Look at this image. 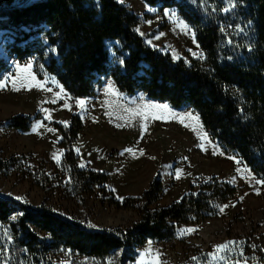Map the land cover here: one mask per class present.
<instances>
[{"label": "rangeland", "instance_id": "rangeland-1", "mask_svg": "<svg viewBox=\"0 0 264 264\" xmlns=\"http://www.w3.org/2000/svg\"><path fill=\"white\" fill-rule=\"evenodd\" d=\"M117 1L140 17L136 30L148 45L188 62L205 59L195 28L179 8L144 0ZM181 2L189 14L193 4L222 16L219 20L230 42L248 34L250 23L239 14L236 0ZM14 41L12 33L0 31V55L10 64L0 74V160L11 164L0 170V196L20 197L31 208L50 207L87 227L128 228L140 215L123 203L142 195L157 175L163 181L158 202L162 206L212 180L237 188L221 207L223 212L179 224L172 240H149L135 253L118 250L105 258L62 247L49 252L48 264H263L259 258L264 253V177L215 140L197 110L189 105L176 108L141 91L127 94L109 76L90 96H72L48 72L50 55L17 59L9 51ZM44 42L47 53H56L47 39ZM79 100L86 101L83 107ZM17 115L33 119L29 130L6 128ZM73 115L84 124L74 144L80 167L109 175L104 187L80 194L72 189L57 128V124L68 127ZM10 241L6 235L4 246ZM226 242L236 243L216 247ZM20 264L33 263L21 257Z\"/></svg>", "mask_w": 264, "mask_h": 264}, {"label": "trees", "instance_id": "trees-1", "mask_svg": "<svg viewBox=\"0 0 264 264\" xmlns=\"http://www.w3.org/2000/svg\"><path fill=\"white\" fill-rule=\"evenodd\" d=\"M144 1L179 8L195 28L205 59L188 62L148 45L136 30L140 17L117 0H0V31L15 36L9 51L17 59L50 55L48 72L72 96H90L109 76L127 94L141 91L176 108L193 107L215 140L264 177V0H236L250 26L243 39L232 42L219 20L222 16L212 10L192 4L189 14L181 0ZM45 39L56 53L46 52ZM9 69V61L0 55V74ZM32 122L17 115L5 125L29 130ZM57 128L72 189L80 194L104 187L108 173L81 168L74 150L84 128L82 118L73 115L68 127ZM10 166L0 160V170ZM162 189L157 175L142 195L126 199L124 207L140 215L128 228L87 227L50 207L31 208L0 196V264H20L21 257L48 264L49 252L62 247L94 258L118 250L135 253L149 240L174 239L179 224L218 213L237 192L228 182L212 180L162 206ZM6 235L12 241L4 246ZM259 259L264 264V253Z\"/></svg>", "mask_w": 264, "mask_h": 264}, {"label": "snow or ice", "instance_id": "snow-or-ice-1", "mask_svg": "<svg viewBox=\"0 0 264 264\" xmlns=\"http://www.w3.org/2000/svg\"><path fill=\"white\" fill-rule=\"evenodd\" d=\"M225 11H227V9H225ZM19 67V66H18ZM27 67L28 68H30L31 67V65L29 64V65H27ZM33 79H35V77L33 76ZM0 86H3V83L2 82H0ZM49 91H51V89H48ZM61 91H62V89H61ZM56 101L55 100H53L52 101V103H55ZM85 103H86V101H84V100H79L78 101V104L81 106V107H83L84 105H85ZM64 107H68V105H64ZM164 107H167L166 105L164 106ZM50 131H51V129H49ZM77 151H79V149H77ZM53 156H54V158H56V156H55V154H53ZM83 166V165H82ZM16 199H21L20 197H16ZM224 207H227V205H225ZM223 208H221L220 209V211L221 212H223ZM194 230V229H193ZM189 231H191V230H189ZM236 242H226L224 245H217L216 247L218 248V249H224V248H226L229 244H235Z\"/></svg>", "mask_w": 264, "mask_h": 264}]
</instances>
